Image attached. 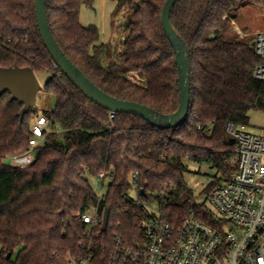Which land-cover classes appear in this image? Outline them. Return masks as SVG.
Wrapping results in <instances>:
<instances>
[{
    "label": "trees",
    "instance_id": "obj_1",
    "mask_svg": "<svg viewBox=\"0 0 264 264\" xmlns=\"http://www.w3.org/2000/svg\"><path fill=\"white\" fill-rule=\"evenodd\" d=\"M46 1L58 45L99 89L163 115L178 110V67L162 27L167 0H113L114 17L129 12L116 62H108L113 53L100 43L98 27L81 23L83 7L94 10L95 0ZM247 7L264 10V0L177 3L171 23L190 51V111L183 126L162 130L133 115L111 119V112L90 102L55 68L38 30L36 0H0V68L49 73L41 92L56 102L52 110L34 108L21 121L23 106L9 93L0 97V264H66L69 255L85 256L87 225L81 216L93 208L101 216L110 210L108 227L97 230L103 235L93 236L94 244L112 248L118 238L133 245L142 239L138 224L144 211L126 200L132 189L141 203H156L170 223L193 214L213 225L207 198L235 173L230 161L236 146L227 124L249 126L250 113L264 114V82L253 76L260 62L253 38L227 36ZM39 117L47 119L50 131L35 149L34 164L11 166L8 157L30 150ZM186 161L208 164L222 177L203 190V202L186 181ZM101 172L114 174L104 200L89 179Z\"/></svg>",
    "mask_w": 264,
    "mask_h": 264
},
{
    "label": "built area",
    "instance_id": "obj_2",
    "mask_svg": "<svg viewBox=\"0 0 264 264\" xmlns=\"http://www.w3.org/2000/svg\"><path fill=\"white\" fill-rule=\"evenodd\" d=\"M238 35L246 38L239 30ZM253 43L260 60L253 76L264 82V32L256 33ZM55 68L59 70L57 65ZM114 117L112 113L111 119ZM48 127L46 118H37L30 150L8 157V163L21 169L32 166L35 149L44 144ZM206 131L211 135L213 126ZM226 133L236 146L230 161L235 173L215 186L207 198L213 225L193 214L180 224L170 223L156 203H141L139 191L132 189L130 193L134 191L136 198L132 199L129 193L126 200L144 211L138 224L142 239L127 246L117 238L112 248L104 243L94 244L93 236L102 238L97 230L104 229V214L101 216L98 208H93L81 216L87 225L86 240L82 243L85 256L69 255L66 264H264V129L255 135L249 133L248 126L231 122ZM138 177L135 174L131 183ZM91 178L95 179L93 187L100 191L97 196L104 200L114 179L113 172H101Z\"/></svg>",
    "mask_w": 264,
    "mask_h": 264
},
{
    "label": "water",
    "instance_id": "obj_3",
    "mask_svg": "<svg viewBox=\"0 0 264 264\" xmlns=\"http://www.w3.org/2000/svg\"><path fill=\"white\" fill-rule=\"evenodd\" d=\"M180 0H167L162 12V27L170 41L178 67L180 104L178 110L170 115H163L141 104L114 98L91 82L84 73L65 55L55 40L48 20L47 1L36 0L37 26L44 46L60 72L92 103L114 114H127L139 117L151 126L166 130L183 126L189 117L191 101V60L190 51L185 41L177 34L172 23L173 9ZM254 47V43L252 44ZM35 72L31 68H0V97L6 93L11 100L18 102L23 109L21 121L31 113L42 91ZM142 194H145L142 191ZM110 220V210L104 214V229Z\"/></svg>",
    "mask_w": 264,
    "mask_h": 264
},
{
    "label": "rangeland",
    "instance_id": "obj_4",
    "mask_svg": "<svg viewBox=\"0 0 264 264\" xmlns=\"http://www.w3.org/2000/svg\"><path fill=\"white\" fill-rule=\"evenodd\" d=\"M111 11H110V10ZM115 5L111 0H105V6L102 7L101 13L106 16V40L104 44L110 47L113 57L108 62H116L119 60V56L123 50V40L125 34L123 32V25L126 20V15L129 13L127 9L120 12L116 17L113 16ZM101 15V17H102ZM103 19V17L101 18ZM238 30L246 35V38H253V36L258 32H264V10L247 7L241 11L240 18L237 22L231 24L230 31H228L227 36L229 38H241L238 35ZM134 75V74H133ZM50 74L47 72H37L36 77L41 84L42 88L50 79ZM132 77V75H130ZM55 99L51 96H46L44 93L40 92L38 95V102L35 108L52 110L55 107ZM36 122V119L33 123ZM34 125V124H33ZM249 133L259 134L264 129V114L259 112L250 113V125L248 126ZM50 131V127H48ZM188 167V173L186 174V181L189 187L193 190L194 195L197 197V201L203 202V198H200V194L206 187L211 183L220 179L222 181L221 175L218 176L217 170L210 167L208 164H197L191 161H186ZM90 182L94 186L95 179L90 177ZM94 188V187H93ZM97 194L100 191L94 188ZM105 191V190H104ZM129 196L134 199L136 194L131 192Z\"/></svg>",
    "mask_w": 264,
    "mask_h": 264
},
{
    "label": "crops",
    "instance_id": "obj_5",
    "mask_svg": "<svg viewBox=\"0 0 264 264\" xmlns=\"http://www.w3.org/2000/svg\"><path fill=\"white\" fill-rule=\"evenodd\" d=\"M114 5L115 2L113 0H111ZM105 6V0H95V5H94V10H90V9H87L86 7H83L82 11H81V17H80V20H81V23L83 26L87 27L89 25H95L98 27L99 31H100V43H106L105 40H106V16L100 14L101 13V10H102V7ZM110 10V9H109ZM111 11V10H110ZM103 19H101L102 17ZM105 19V20H104Z\"/></svg>",
    "mask_w": 264,
    "mask_h": 264
}]
</instances>
